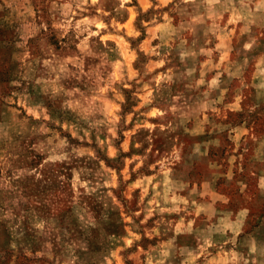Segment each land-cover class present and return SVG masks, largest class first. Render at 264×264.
<instances>
[{
    "label": "rangeland",
    "instance_id": "obj_1",
    "mask_svg": "<svg viewBox=\"0 0 264 264\" xmlns=\"http://www.w3.org/2000/svg\"><path fill=\"white\" fill-rule=\"evenodd\" d=\"M71 2L0 0V128L8 133L0 138V264H260L251 248H264V26L229 23L233 12L219 5L152 0L144 12L133 0V37L111 26L129 18L116 0H102L107 17L99 5L81 13L74 4L65 16ZM99 18L107 29L76 27ZM161 75L171 79L157 91ZM53 88L63 89L55 103ZM65 102L72 107L62 110ZM115 105L112 158L92 125ZM154 107L165 115H143ZM145 121L155 127H138ZM97 127L110 139L106 123ZM73 148L84 155L44 164L53 150Z\"/></svg>",
    "mask_w": 264,
    "mask_h": 264
},
{
    "label": "clouds",
    "instance_id": "obj_2",
    "mask_svg": "<svg viewBox=\"0 0 264 264\" xmlns=\"http://www.w3.org/2000/svg\"><path fill=\"white\" fill-rule=\"evenodd\" d=\"M116 2L118 3V7L115 9L116 13L118 15H120L121 17L127 13L129 14V18L126 24L124 25H120L116 22L115 19H113L111 21V26L115 27L117 29H121V28H128L130 29V31L127 33L128 35H131L133 37H138L140 35V33L138 31H134L131 30L132 28V22L136 19V16L139 15V9H142L144 12H147V10L150 7H153V3L152 0H137V3L139 5V9L136 7V5H133V0H116ZM172 0H158V2L156 3L155 7H164L167 4L171 3ZM184 4H193V5H204V6H208V5H219L221 10L227 11V10H231L233 12V19H231L229 21V23H234L237 20H244L246 22V25H252V24H257L259 26H264V0H183ZM75 5V8L78 9L81 13L85 12L88 10V7H93V6H100L97 7L96 10L97 12L101 13L102 17H107L110 14L107 12L103 11V6H102V0H72L71 3L68 4H64L63 5V14L65 16H67L69 13H74L73 7L72 5ZM129 5H133L132 7H129ZM87 6V7H86ZM9 7H11V5H9ZM167 18V17H165ZM68 24H71V21H67ZM80 23H89V24H94L95 27L99 30H104L107 29L109 27V24L104 23L102 18L99 19H93L91 21H87V20H82L80 22L77 23L76 27L79 28ZM41 27H44L46 30V25H41ZM33 28V32L32 33H26L25 36L23 37L24 39V43L26 44L27 42V37L28 35L34 34L35 31H38V29L35 28V26H32ZM244 30H242L243 32ZM100 35V32H89V36H98ZM110 37H101V39H108ZM87 39V38H86ZM120 39H123V37H120ZM86 43V41H85ZM254 43V41H253ZM24 45L22 44H17V47H23ZM245 50H249L252 48V43H245L243 45ZM25 56H27V53H25ZM50 62L49 61H45V65H48ZM61 71H66V68L64 66L61 67ZM135 76V74H131L128 78L129 79H133ZM57 79H59V77H57ZM116 79H122V77H116ZM156 82L157 85V91L159 90V85L161 83L162 80H170L171 77H165L163 75L161 76H157L153 78ZM114 82V80L112 78L109 79L108 83L109 86ZM13 84H17L18 82L13 81ZM37 84H41V83H48V82H42L40 80L36 81ZM51 83H55V81H52ZM137 83H140L139 81H137ZM216 81L213 80V84H215ZM123 86L125 88H131V85L127 82H124ZM146 87V86H145ZM63 89L62 88H53L52 89V96L50 97V99L55 103L56 102V98L59 95L60 92H62ZM76 91H78V89H76ZM102 91H107V89H103ZM139 90L136 93H133V96L135 97L136 95H138ZM67 95H71V93H66ZM15 95V93L13 94ZM151 96V90L148 91V97ZM148 97H142L141 99H143L145 101V103H150V100L148 99ZM26 97H22L21 98V102L23 103L24 100H26ZM117 99L120 100L121 102H123V97L122 96H117ZM25 107H27V105L25 104ZM72 107V105L68 102H65L61 108L62 110H66L67 108ZM75 111V109H73ZM27 111L29 113V115L35 117L36 119H40L41 116H43L45 121H48L51 119V117H49V115L47 114V109L44 107H40L39 111H37L34 108L28 107ZM120 111L119 105H115L114 106V110L113 112H109L107 113V120L106 121H98L97 124H93L92 127H96L97 128V142L99 143V146L103 149L105 146H107V154L109 157L115 158L117 155V150L113 147V140L118 139V135H117V124L119 122L120 117L118 115H115L114 113H118ZM143 115L148 116V117H152V116H160L163 117L165 115V112H161L159 110L158 107H154L152 108L151 111L144 113ZM86 119V117H85ZM131 121V117L129 116L126 120H125V124L130 123ZM55 123H59V121H54ZM102 123H106L107 125V132L110 135V139L108 140H101L99 138L100 136V129L97 127L98 124H102ZM146 127L149 129L154 128V125L148 124L147 121L144 122L143 125H138V127ZM65 127L67 128L68 126L65 125ZM71 130V129H69ZM0 133H2V137H8V133L6 131H4L2 128H0ZM72 135L73 137H77V132L75 130L72 131ZM125 135H129V133H125ZM89 136V132H85V135L82 137H77L81 140L85 139L86 137ZM127 140L124 142V144L121 146L123 148L124 151H127ZM68 146V141L67 140H61L60 141V145L59 147L64 148ZM136 147H141L140 144H137ZM196 151H199V146H197ZM75 154L76 157H79L81 155H84L83 152L78 151L77 149L73 148L71 153L68 152H63L60 155H56L54 154V150H53V154L49 155L47 157V159L44 161V164H55L57 161L63 162V161H68L69 163L72 162V154ZM88 155L90 157H92L93 159L96 158L95 156V152H89ZM4 158L2 156H0V160H3ZM177 159H179V157H177ZM127 163V161H126ZM101 164L103 165V161H101ZM41 167H43V165H41ZM36 172V176L37 179H40V175L39 172L37 170H34ZM109 171H111V169H109ZM19 175H23V172L18 173L17 178H19ZM78 182V181H77ZM75 186V183H74ZM82 187H84L86 190L88 191H93V190H89L87 188L86 184H82ZM109 187H116V183H115V179H113L112 183L108 185ZM259 188L262 190L261 194L264 195V178L261 179V182L259 184ZM243 191V188L241 189ZM109 196L112 195L111 192L108 193ZM247 214V210L241 212V216H245ZM37 227L39 228H43L44 225L43 224H39L37 225ZM238 234V233H237ZM132 241L128 240L127 244L131 245ZM13 247H15V245H13ZM251 252L252 253H257V258L259 257H264V248L260 249L259 251L257 250L256 246L253 245V247L251 248ZM115 255V254H113ZM107 259V258H105ZM108 264H111V260H108ZM245 264H248V261H245ZM252 264H257V260H252ZM260 264H264V261H261Z\"/></svg>",
    "mask_w": 264,
    "mask_h": 264
}]
</instances>
